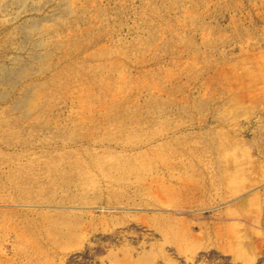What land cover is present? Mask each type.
Here are the masks:
<instances>
[{
    "label": "rangeland",
    "instance_id": "1",
    "mask_svg": "<svg viewBox=\"0 0 264 264\" xmlns=\"http://www.w3.org/2000/svg\"><path fill=\"white\" fill-rule=\"evenodd\" d=\"M0 264H264V0H0Z\"/></svg>",
    "mask_w": 264,
    "mask_h": 264
}]
</instances>
